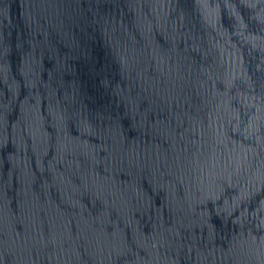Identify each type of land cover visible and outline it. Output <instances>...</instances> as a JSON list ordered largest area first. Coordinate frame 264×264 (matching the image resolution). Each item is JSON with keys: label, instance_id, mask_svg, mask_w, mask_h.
Masks as SVG:
<instances>
[{"label": "water", "instance_id": "1", "mask_svg": "<svg viewBox=\"0 0 264 264\" xmlns=\"http://www.w3.org/2000/svg\"><path fill=\"white\" fill-rule=\"evenodd\" d=\"M0 264H264V0H0Z\"/></svg>", "mask_w": 264, "mask_h": 264}]
</instances>
